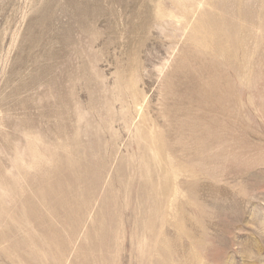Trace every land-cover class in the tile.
I'll list each match as a JSON object with an SVG mask.
<instances>
[{
    "label": "rangeland",
    "instance_id": "rangeland-1",
    "mask_svg": "<svg viewBox=\"0 0 264 264\" xmlns=\"http://www.w3.org/2000/svg\"><path fill=\"white\" fill-rule=\"evenodd\" d=\"M0 264H264V0H0Z\"/></svg>",
    "mask_w": 264,
    "mask_h": 264
},
{
    "label": "bare ground",
    "instance_id": "bare-ground-1",
    "mask_svg": "<svg viewBox=\"0 0 264 264\" xmlns=\"http://www.w3.org/2000/svg\"><path fill=\"white\" fill-rule=\"evenodd\" d=\"M217 96V95H216ZM216 99H217V97H216Z\"/></svg>",
    "mask_w": 264,
    "mask_h": 264
}]
</instances>
